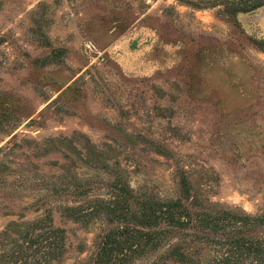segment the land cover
I'll return each mask as SVG.
<instances>
[{
	"label": "rangeland",
	"instance_id": "obj_1",
	"mask_svg": "<svg viewBox=\"0 0 264 264\" xmlns=\"http://www.w3.org/2000/svg\"><path fill=\"white\" fill-rule=\"evenodd\" d=\"M250 1L0 0V264H264Z\"/></svg>",
	"mask_w": 264,
	"mask_h": 264
},
{
	"label": "trees",
	"instance_id": "obj_2",
	"mask_svg": "<svg viewBox=\"0 0 264 264\" xmlns=\"http://www.w3.org/2000/svg\"><path fill=\"white\" fill-rule=\"evenodd\" d=\"M264 5V0H252L250 2H244L242 5L236 4L230 7L229 12L232 15H237L239 12H248L251 10H254L256 8H259ZM258 44H260V47H263L264 41H257ZM164 211V219L167 222H171L176 224V227H186L189 223H198L201 227H206L209 229H219L222 226H218L213 224V216L210 214L202 213L200 214H194L192 209H188L186 206L182 204L180 201H172L171 203L162 205ZM160 211V210H159ZM162 211V209H161ZM195 216V217H194ZM166 217V218H165ZM246 219L250 220L248 224L252 223H260V218L258 217H252V221L249 217ZM109 241L104 242V246L106 244L109 245L108 250L109 251H115L116 249L123 248L120 241L112 239L111 237H108ZM115 243H118L120 245V248H117V244L115 246Z\"/></svg>",
	"mask_w": 264,
	"mask_h": 264
}]
</instances>
